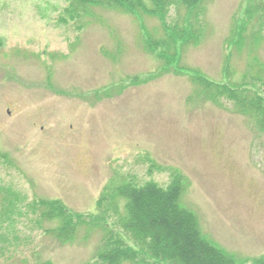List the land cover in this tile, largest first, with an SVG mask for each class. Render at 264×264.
Here are the masks:
<instances>
[{
  "label": "rangeland",
  "instance_id": "1",
  "mask_svg": "<svg viewBox=\"0 0 264 264\" xmlns=\"http://www.w3.org/2000/svg\"><path fill=\"white\" fill-rule=\"evenodd\" d=\"M70 3L0 0V264H101L125 206L98 204L105 189L150 179L180 181L204 237L240 264L264 256V132L193 82L264 99L263 82L244 80L255 58L264 67V0H145L148 13L81 18ZM244 27L258 42L235 46ZM41 201L89 221L63 242Z\"/></svg>",
  "mask_w": 264,
  "mask_h": 264
},
{
  "label": "trees",
  "instance_id": "2",
  "mask_svg": "<svg viewBox=\"0 0 264 264\" xmlns=\"http://www.w3.org/2000/svg\"><path fill=\"white\" fill-rule=\"evenodd\" d=\"M157 7L164 0H148ZM201 0H179L185 6H196ZM68 12L73 18L87 16L93 8H115L148 13L145 0H70ZM246 27L239 30V39L235 46L245 47V42H258L256 35L246 39ZM4 42L0 37V48ZM258 68H255L257 67ZM250 70H256L251 77L244 75V80L255 79L264 83V67L255 58ZM243 80V81H244ZM193 82L201 91L200 94L214 102H231L238 114L253 120L259 131L264 132V99L248 89L246 83L235 87L228 84L214 83L205 78H195ZM218 103V104H219ZM183 186L173 180L168 186H162L150 179L142 185L124 181L119 186H110L107 193L99 200L102 204L117 198L125 202L124 215L119 216L118 226L121 231L136 245L130 248L124 243L123 236L106 230L103 245L97 252L96 259L101 264H240L202 234L196 216L181 204ZM41 218L57 220V227L45 232L57 235L63 242L74 237L86 219L76 218L67 213L57 202L41 201L38 206ZM89 222H87L88 224ZM92 226L95 223H91ZM99 225V224H97ZM253 264H264V256L256 259Z\"/></svg>",
  "mask_w": 264,
  "mask_h": 264
}]
</instances>
